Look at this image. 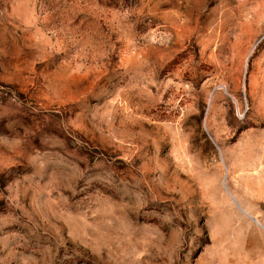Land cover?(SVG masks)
I'll list each match as a JSON object with an SVG mask.
<instances>
[{
  "label": "rangeland",
  "instance_id": "rangeland-1",
  "mask_svg": "<svg viewBox=\"0 0 264 264\" xmlns=\"http://www.w3.org/2000/svg\"><path fill=\"white\" fill-rule=\"evenodd\" d=\"M0 264H264V0H0Z\"/></svg>",
  "mask_w": 264,
  "mask_h": 264
}]
</instances>
